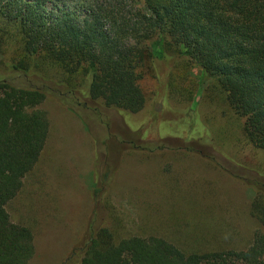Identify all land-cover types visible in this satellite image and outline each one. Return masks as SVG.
<instances>
[{"label":"trees","instance_id":"trees-1","mask_svg":"<svg viewBox=\"0 0 264 264\" xmlns=\"http://www.w3.org/2000/svg\"><path fill=\"white\" fill-rule=\"evenodd\" d=\"M162 60L185 72L199 67L202 100L223 109L241 143L264 150V0H0V264L35 255L32 230L14 223L7 205L46 148L49 119L38 107L80 92L138 113L141 81ZM205 126L202 137L220 139ZM252 187L260 229L245 249L122 236L94 214L62 264H264V184Z\"/></svg>","mask_w":264,"mask_h":264},{"label":"rangeland","instance_id":"rangeland-1","mask_svg":"<svg viewBox=\"0 0 264 264\" xmlns=\"http://www.w3.org/2000/svg\"><path fill=\"white\" fill-rule=\"evenodd\" d=\"M176 65L146 70L138 113L80 92L38 107L49 119L46 148L7 205L12 221L33 232L29 264H62L94 214L122 236L157 235L188 250L252 243L260 229L252 186L264 184V150L241 143L223 109L202 100L199 67ZM205 123L221 136L216 142L202 137Z\"/></svg>","mask_w":264,"mask_h":264}]
</instances>
